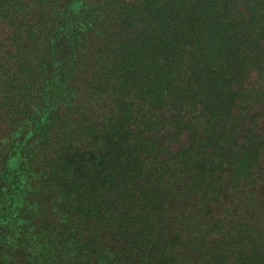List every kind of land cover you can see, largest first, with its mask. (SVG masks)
<instances>
[{"label":"trees","instance_id":"trees-1","mask_svg":"<svg viewBox=\"0 0 264 264\" xmlns=\"http://www.w3.org/2000/svg\"><path fill=\"white\" fill-rule=\"evenodd\" d=\"M0 264H264V0H0Z\"/></svg>","mask_w":264,"mask_h":264}]
</instances>
